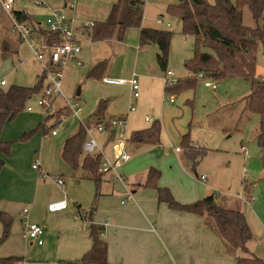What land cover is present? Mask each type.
Masks as SVG:
<instances>
[{
	"label": "rangeland",
	"instance_id": "374dc122",
	"mask_svg": "<svg viewBox=\"0 0 264 264\" xmlns=\"http://www.w3.org/2000/svg\"><path fill=\"white\" fill-rule=\"evenodd\" d=\"M44 1V3L38 4L35 0H16V6L28 12L35 20L42 22L45 20L49 7L63 9L61 7H63L64 0ZM113 1L74 0L75 8L72 15L74 25L80 30L95 21H105ZM208 1L213 2L214 0ZM178 2L179 0H146L142 21L143 26L172 32L166 70H173L176 80L189 75L185 63L194 56V37L182 33L181 19L168 9L169 5ZM244 22L248 25L254 24L248 8H245L244 11ZM139 35L140 27L133 26L126 30L122 40L114 37L110 40L88 42L84 35L80 36L83 47L79 58L83 63L78 65L70 60L63 69L61 78L63 94L53 95L49 107L39 104L38 100L48 85V80L44 79L41 90L27 100L25 109L13 120L5 122L3 132L5 131L7 137L15 141L11 151L15 144H19L22 148H29V157H33L35 154L39 156L42 170L49 173L44 177L35 170V179L38 177L42 181H47L48 183L41 184L39 190H45L47 194L53 195L61 188L52 180V177L61 175L59 170L62 169V166L58 158H53L52 148L56 147L59 151L66 138L77 131L81 123H84L82 121L96 113L100 101H106L104 122L120 117L122 114L128 117V121L122 127L114 126L116 137L112 136L111 139L108 138L107 132L113 127L98 131L96 127L98 120L95 116L88 119L85 124V127H92L89 122L96 124L95 128H91V134L96 137L100 145L98 149L102 146L106 148L103 154L111 162H117V174L123 179L112 181L103 177L100 186H97L93 179L80 177L82 173L80 168L76 170L75 176L71 175L69 169L64 170L65 193L74 197L67 198L68 202L70 199L72 213L47 215V210H43L41 207L36 210V207H32L31 212L29 211L28 216L22 219L21 223L23 224L25 221L37 222L45 226L47 233L42 238L44 245H38L37 242L27 244L22 239L23 225L16 229L12 224L8 239L0 244V254L22 255L26 259L25 264H53L51 262L54 261L64 264V262L81 258L79 245L85 242L91 244V240L88 234L89 222L87 219L83 220L78 205L85 212L95 207L96 214L98 202L102 199L103 194L111 192L114 182L125 185L134 172L147 166L157 167L161 170L159 183L168 186L177 200L180 199L173 192L177 185L193 184L201 188L212 186L211 191L216 192L219 204H223L225 198H230L254 205L256 211L259 210V207H264V146L260 147L256 140L260 130V114L250 110L248 105L251 80L240 76L214 80L205 79L199 75L192 87L171 92L166 91L162 84L160 92L153 88L141 93L135 102L132 99L129 83L108 84L104 82V78L127 80L132 77L133 73H136L141 90H143L147 77L149 80L161 82V77L166 70L160 68L157 62L158 46L152 44L140 48ZM16 37L18 35L12 29L10 18L6 13L0 12V44H3V39L11 38L12 41ZM33 37L31 45L26 40H19V52L12 54V57L8 56L2 59L0 79H5L8 82L7 86L3 88L14 83L34 86L39 76L45 73L44 65L49 62L47 54L44 56V60H40L32 48V46H44L45 33L34 31ZM99 61H106V72L100 78H87V73ZM256 76H264L262 46L257 54ZM149 77H153V79ZM206 80L216 82L218 88L213 89L206 86ZM169 97H174L175 101L170 102ZM132 102L136 105L134 111L130 109ZM70 104H77L82 108L80 116L71 111ZM28 107H31L32 111H29ZM45 115L49 121L45 119ZM156 121L161 124L160 144H138L141 145L138 147L128 139L131 129L137 130L142 125L151 126ZM29 124L28 128L33 129L32 134L28 138L21 139V135L26 129L22 127ZM62 124L64 125L63 129H61ZM83 125L82 127H84ZM53 128L59 131L58 135L52 136L49 133V130ZM121 129L124 137H118ZM186 134L198 146L207 148V153L195 169L187 161L184 151L183 138ZM89 135L87 134V136ZM126 136L127 138H125ZM176 147L181 148L182 152L176 153ZM83 153L86 152L83 151ZM123 154H128L129 159L123 161L122 158H118ZM20 157L15 155L13 160L19 161L24 179L34 188L33 177L29 176L30 173L33 176L30 170H34L31 162ZM44 163L47 164L49 171L45 169ZM203 173L207 176L206 180L201 179ZM106 177L111 178V175L107 173ZM247 183L252 184L253 187L250 197L244 192ZM65 193L63 191L64 195ZM10 195L19 198L13 192ZM204 196L202 195L200 198ZM234 196L241 199H236ZM44 197L45 194L42 198ZM3 200L0 197V209H2L1 201ZM4 201H8V199ZM30 215L32 221L29 220ZM77 225L82 230L75 239L69 234V229ZM48 229L56 232L48 234ZM59 230H65V232L61 234Z\"/></svg>",
	"mask_w": 264,
	"mask_h": 264
},
{
	"label": "trees",
	"instance_id": "16d2710c",
	"mask_svg": "<svg viewBox=\"0 0 264 264\" xmlns=\"http://www.w3.org/2000/svg\"><path fill=\"white\" fill-rule=\"evenodd\" d=\"M146 0H116L108 18L102 22H93L91 26V41H103L117 38L122 40L129 27H140V46L155 44L158 46L157 62L166 70L172 39V32L142 25ZM248 8L254 20L253 25L244 22V11ZM172 14L179 16L182 21V33L194 37V56L185 65L189 75L179 78L166 91L178 92L185 87L194 86L199 75L203 78L221 80L227 77L240 76L251 80L249 95L250 110L260 114V130L256 137L260 147L264 146V79L256 76L257 54L262 46L264 51V0H179L168 7ZM18 19L34 25V31H43L47 44L60 42L59 34L52 32L42 25L36 26L32 18L24 11H15ZM46 20V19H45ZM38 24V23H36ZM20 40H23L20 38ZM7 44L9 41L6 42ZM106 61H99L87 73V78H100L105 73ZM46 79L43 73L36 85L24 86L12 84L7 88L0 87V171L5 164V157L11 155L14 140H3L1 133L6 121L13 120L25 109L28 99L39 92ZM106 101H100L95 113L96 123H104L108 127V120L104 122ZM69 136L62 149L64 163L75 171L79 167L86 171L87 177L93 179L100 186L102 175L99 167L103 160L102 153L83 155V145L87 139L85 128ZM104 128V129H105ZM33 130L23 133L21 139L28 138ZM128 139L142 145L161 143V124L154 122L145 129L134 130ZM184 151L187 161L193 169L207 153V148L198 146L188 134L183 138ZM83 155V156H82ZM161 170L151 167L146 179L140 186L154 187L157 191L159 203H166L175 210L203 215L214 224L215 231L222 238L225 246L233 251L248 252V243L254 238L246 215L239 210L227 209L216 199V192L206 195L193 202L183 203L177 200L171 189L159 183ZM245 182V180H244ZM249 193L246 184L245 189ZM250 197V195H248ZM95 207L91 208L88 217H92ZM86 216V215H85ZM88 219V218H87ZM2 233L0 244L10 235L13 216L5 211L0 212ZM103 226L91 222L89 236L91 248L81 258L67 261L64 264H106L107 242L103 238ZM23 257H0V264H17ZM237 264H264V260L256 255L250 257L237 256Z\"/></svg>",
	"mask_w": 264,
	"mask_h": 264
},
{
	"label": "crops",
	"instance_id": "0c3cea01",
	"mask_svg": "<svg viewBox=\"0 0 264 264\" xmlns=\"http://www.w3.org/2000/svg\"><path fill=\"white\" fill-rule=\"evenodd\" d=\"M68 1L69 0H64V3L62 4L63 7L61 8L67 9L66 5ZM115 1L116 0L112 2L109 13ZM48 9L46 12V17L48 14ZM14 10L26 12L25 10L16 6V1L14 3ZM73 10H68L70 16L73 15ZM26 13L31 17V15L28 12ZM32 21L34 23H40L43 28H46L45 20L42 22L32 18ZM91 28H92L91 26L89 27L85 26L83 28H80L79 30L78 27H76L77 40L80 44H82L80 36L83 35L87 38L88 42L91 41L90 39ZM19 40H20L19 36L14 38L12 41L11 38L3 39V44H0V63L2 62V59H5L8 56L12 57V54L19 52ZM7 41H9L8 44L6 43ZM146 46L148 45L140 46V48L142 47L145 48ZM82 47L83 45H81L80 54L76 58L79 61H80L79 57L82 52ZM47 58L49 60L48 54H47ZM72 61L75 62L74 60ZM82 63L83 61L81 62L80 65H82ZM149 78L153 79V77H149ZM1 80H5V79H0V81ZM7 84L8 82L6 81V84L0 87L7 86ZM162 84L164 85L162 81V77H161V82H157L156 80H149L147 77L144 82L143 90H141V86H140L139 97L141 96V93L150 91L153 88L155 89V91L160 92L162 89ZM134 101L136 102L137 100ZM133 104L134 102L131 103V105ZM46 115H45V119H46ZM93 116H95V114L92 116L90 115L88 118L82 121L84 122L83 123L84 125L82 123L81 125H83L85 128V124L86 122H88L87 120L91 119V117ZM120 117H124L126 119V122L128 121V117H126L125 115L122 114ZM106 119H108V117H106ZM46 120L49 121V118H47ZM147 122L149 123L150 121ZM89 125H91L93 129L95 128L96 124H94L93 122H89ZM28 126H30V124L22 127V128H26L24 129L23 133L33 130V129H29ZM51 126L54 125L51 124ZM148 127L149 125H142L139 126L137 130L145 129ZM53 129L49 130V133L52 136H55L52 134ZM134 130L135 129H131L130 131L132 132ZM77 131H75L74 133H76ZM74 133H72L71 135H73ZM107 133L109 139H111L112 136L116 137V130L114 127L110 129V131ZM120 134H124L122 132V129ZM119 135L118 137H120ZM88 137L89 136H87V139ZM92 137L95 138V140L97 141L96 137H94L93 135ZM1 138L3 140H11L7 137L5 131L3 132V129L1 133ZM125 138H127V136ZM133 143L137 145L139 144L136 142ZM195 144L197 143L195 142ZM99 146L100 145L98 144V147ZM139 146L141 145H138V147ZM102 147H100V149L97 148V150L94 153L103 154L106 148L105 147L102 148ZM12 149L13 150L11 151L12 152L11 156L9 158L5 157V159L6 158L7 159L5 161L2 170L0 171V197H2L4 200L8 199V201H4V200L1 201L2 209L0 210L1 212L2 211L8 212L13 216L14 228L19 229L20 227H22L23 224L21 223V221L22 219L26 218L24 217V215H22V210L25 206H28L30 208V212L32 207H36V210L38 207H41L43 210H47V215L56 214V213H60V215H65L72 213V206L71 204H69L70 199L67 208L62 211L52 212L48 209L49 204L52 202L67 198H74L73 196L67 195L65 193L66 191L65 186H60L56 182V184L61 189H59L53 195L47 194L45 190H39L41 184H43L44 182L45 183L48 182L42 181L38 177L35 179L34 171L36 169L32 167V169L34 170H30V171H32L33 176L31 175V173L29 176L33 177V182L35 185L33 188L32 187L33 185L31 186V183L29 182L27 183V181L24 179L19 161L13 160V157L15 155H19L21 157L26 158V160H29L32 166L34 157L38 155L35 154L33 157L32 156L29 157L28 156L29 148L27 147L22 148L19 144L18 145L15 144ZM62 149H63V145L59 151H57L56 147H54L52 148V154H53V158L56 159L58 158L59 161H61L60 164L62 166V169L59 170L61 171V175H57V177L62 178L65 185L66 180L63 176L65 172L64 170L69 169L71 175L73 176H75L76 170L75 171L70 170V168L64 163L62 159ZM175 152L179 153L182 152V150ZM85 154L83 153V155ZM44 165H45V169L49 171V169L47 168V164L44 163ZM27 166L29 168V165ZM79 168L82 171L80 177L89 178L86 175V171L81 167ZM153 168H157V167H153ZM149 169L150 167L147 166V167H142L138 171L134 172L135 174L133 173L134 175L132 174L130 176L129 181L125 185H119L118 183L114 182L112 185L111 192L103 194L102 199L98 202V211L95 214V210H96L95 208L91 218L88 217L87 212L89 211L85 212L83 208H81V206L78 205L79 211L82 212L81 215L83 217V220H86L88 218L87 222H89V226L91 225V222L95 223L96 225L98 224L103 226V232H102L103 238L107 242L106 264H237L236 263L237 256L250 257L252 255H256L264 260V207L263 208L259 207V210L256 211L254 205H248L240 200H232L230 198H225V201H223L224 203L223 204L220 203V205H222L227 209L242 211L246 215V218L254 235V238L248 243V250H249L248 252H242L240 250L233 251L225 246L222 238L215 231L214 224L211 220L207 219L203 215H199L196 213H190V212H184L181 210L172 209L168 206V204L164 202L159 203L157 197V191L154 187L140 186L139 183H143L145 181ZM38 173L46 177L49 172L44 171V175L41 174L39 171ZM106 174L107 173H104L102 175V178L105 177L106 180L111 179L112 181L118 180L116 178V174H117L116 169L114 172L113 171L108 172V174L111 175V178L106 177ZM247 185L249 187V191H248L249 193H247L245 190L244 192L246 195H251L253 190L252 184L247 183ZM212 188H213L212 186H209V188H201L200 186H194L193 184L177 185L176 189H174L173 192L175 193L176 197L180 199L179 201L183 203H189L197 200V198L200 199L202 195L203 196L205 194L209 195L215 192V191H211ZM62 190L64 191L65 195L63 194ZM12 192L15 193V196L19 198L11 197L10 194ZM43 194H45L44 198H42ZM234 197L236 199H241V198H237L236 196ZM29 220L32 221L31 215ZM33 223H37V222H33ZM45 229L46 227L44 226V234L47 233ZM81 230L82 228L80 226L78 225L73 226V228L69 229V234L76 239L78 237L76 235L80 234ZM1 231H2V224H0V232ZM55 232L56 231L53 230L51 231V229H48V234L49 233L53 234ZM59 232L63 234L65 230L63 231L59 230ZM89 233H90V227L88 230V234ZM22 239L27 244L36 243V241L34 240L25 238L23 236V232H22ZM87 243L88 242H85L79 245V249L82 255L85 252H87L92 246V241L91 244L89 243L87 244ZM38 245H44V242ZM5 256L6 255L0 254V257H5ZM9 256H15V255H9ZM19 257H23V256L19 255ZM24 261H26V259H24L23 257V260L19 261L17 264H25ZM51 263L62 264L61 262L58 263L56 261Z\"/></svg>",
	"mask_w": 264,
	"mask_h": 264
},
{
	"label": "built area",
	"instance_id": "2783aa9c",
	"mask_svg": "<svg viewBox=\"0 0 264 264\" xmlns=\"http://www.w3.org/2000/svg\"><path fill=\"white\" fill-rule=\"evenodd\" d=\"M16 0H0V12L6 13L11 22H12V29L16 34L23 40H26L30 42V44L33 42V30L34 25L30 22L21 21L17 18L14 10V3ZM38 4H42L45 1L44 0H35ZM67 9H58V8H50L45 20L46 28L52 32H56L59 34L60 42L57 44L49 45L47 44L46 40L44 42L43 47H36L32 46L34 54L37 56L38 59L44 60V56L48 54L49 56V62L44 65L45 67V76L46 80H48V85L45 87L43 94L41 98H39L38 102L39 104L50 106L51 105V99L52 96H59L63 94L62 88H61V78L63 74V69L68 64L70 60H74L78 65L81 64V61H79L77 56L80 54L81 51V44L77 40L76 35V26L74 25L73 17L69 15L68 10H73L75 8L74 0H70V2L66 5ZM36 26L41 25L40 23L36 24ZM93 23L89 26H92ZM86 26V27H89ZM47 50V51H46ZM47 52V53H46ZM262 79H264V76H262ZM104 81L106 83L111 84H123V83H129L131 87V94L132 98L134 100H137L140 95V84L138 80V75L136 73H133L132 77L130 79H118V78H112V77H105ZM162 81L164 83V86H171L175 83V72L173 70H166L164 75L162 76ZM6 84V80L0 81V86H3ZM205 85L209 86L213 89L218 88V84L216 82H210L208 80L205 81ZM170 102H174V97L168 98ZM70 109L73 111V113L77 116H80V112L82 108L78 106L77 104H70ZM131 110H135L136 106L130 105ZM29 111H32L31 107H28ZM148 120V118H146ZM126 123V119L124 117H117L113 118L110 121H108V127H114V126H123ZM104 123L96 125L98 130H103L105 128ZM64 128V125H61V129ZM92 127L86 126L85 130L87 134L89 135L88 139L84 142L83 145V151L86 153L93 154L97 148L98 143L95 140V138L91 135V129ZM53 135L58 134L57 129L52 130ZM120 137H124L123 134L119 135ZM181 148L176 147V151H180ZM103 160L101 162V165L99 167V172L101 173H108L111 171H115L116 169V163L111 162L104 154ZM119 159L122 158L123 161L129 159L128 154H123L118 157ZM32 167L36 170H38L41 174L44 175V171L40 168L41 162L40 158L37 156L35 157ZM116 178L122 180V177L119 174H116ZM207 176L206 174L201 175V179L206 180ZM52 179L57 182L60 186H64V181L62 178L59 177H52ZM68 206L67 199L58 200L55 202H52L49 204L48 209L52 212L62 211L66 209ZM30 211L29 207H24L22 210V215L25 217L28 216ZM23 236L27 239L34 240L38 244L43 243L42 236L44 235V226L38 223L28 222L25 221L23 223Z\"/></svg>",
	"mask_w": 264,
	"mask_h": 264
},
{
	"label": "water",
	"instance_id": "95a60500",
	"mask_svg": "<svg viewBox=\"0 0 264 264\" xmlns=\"http://www.w3.org/2000/svg\"><path fill=\"white\" fill-rule=\"evenodd\" d=\"M80 93V92H79Z\"/></svg>",
	"mask_w": 264,
	"mask_h": 264
}]
</instances>
